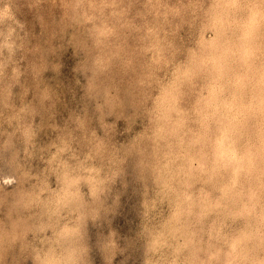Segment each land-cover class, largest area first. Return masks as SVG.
Listing matches in <instances>:
<instances>
[{
    "label": "rangeland",
    "instance_id": "374dc122",
    "mask_svg": "<svg viewBox=\"0 0 264 264\" xmlns=\"http://www.w3.org/2000/svg\"><path fill=\"white\" fill-rule=\"evenodd\" d=\"M0 264H264V0H0Z\"/></svg>",
    "mask_w": 264,
    "mask_h": 264
},
{
    "label": "bare ground",
    "instance_id": "6f19581e",
    "mask_svg": "<svg viewBox=\"0 0 264 264\" xmlns=\"http://www.w3.org/2000/svg\"><path fill=\"white\" fill-rule=\"evenodd\" d=\"M225 4V3H224ZM235 5V4H234ZM225 6V5H224ZM242 6V5H241ZM247 6V5H246ZM233 7V6H232ZM233 15V14H232ZM257 16V15H256ZM212 17V16H211ZM252 21V20H251ZM214 25V24H213ZM250 29V28H249ZM253 29V28H252ZM251 29V30H252ZM254 30V29H253ZM248 31V30H247ZM258 34H259V32H258ZM216 39V38H215ZM245 39V38H244ZM246 41H247V39H246ZM249 42V41H248ZM251 42V41H250ZM223 46H225V44L223 45ZM240 48H241V46H240ZM224 49V48H223ZM228 50H229V48H228ZM220 51H221V49H220ZM223 53V52H222ZM227 57V56H226ZM248 58V57H247ZM171 65V64H170ZM223 66V65H222ZM241 67V66H240ZM170 68H172V67H170ZM229 68V67H228ZM232 71V70H231ZM234 71H235V69H234ZM237 71V70H236ZM180 74V73H179ZM236 74V73H235ZM234 76H236V75H234ZM175 79V78H174ZM234 79V78H233ZM224 80V79H223ZM230 80V79H229ZM238 80V79H237ZM177 81V80H176ZM229 82V81H228ZM233 85V84H232ZM235 87V86H234ZM232 88V87H231ZM254 88H256V87H254ZM228 89V88H227ZM226 89V90H227ZM252 90V89H251ZM208 91V90H207ZM261 93V92H260ZM217 94V93H216ZM257 94V93H256ZM241 95H239V97H240ZM259 96V95H258ZM242 97V96H241ZM235 98V97H234ZM239 99V98H238ZM238 105V104H237ZM240 107V106H239ZM238 108V107H237ZM247 108V107H246ZM238 111V110H237ZM231 116V115H230ZM226 117V116H225ZM228 117V116H227ZM246 117V116H245ZM223 119V118H222ZM224 120V119H223ZM241 121V120H240ZM218 123V122H217ZM233 123V122H232ZM220 125V124H219ZM233 127V126H232ZM222 128H223V126H222ZM235 128V127H234ZM240 128V127H239ZM238 128V129H239ZM245 132V131H244ZM241 133V132H240ZM240 136V135H239ZM247 137V136H246ZM224 138V137H223ZM243 141V140H242ZM219 143V142H218ZM232 144V143H231ZM224 146V145H223ZM231 147H233V146H231ZM230 148V147H229ZM248 148V147H247ZM244 149V148H243ZM229 151V150H228ZM232 152V151H231ZM248 153V152H247ZM217 154V153H216ZM222 155V154H221ZM236 155V154H235ZM237 156V155H236ZM220 158V157H219ZM238 159V158H237ZM241 160V159H240ZM225 162H226V160H225ZM228 162V161H227ZM261 162V161H260ZM223 167V166H222ZM257 167V166H256ZM232 177V176H231ZM246 183V182H245ZM239 192V191H238ZM184 204V203H183ZM181 205V204H180ZM220 206V205H219ZM181 210V209H180ZM186 211V210H185ZM219 212V211H218ZM176 213V212H175ZM227 213V212H226ZM182 215V214H181ZM180 218V217H179ZM239 219V218H238ZM245 227V226H244ZM249 227V226H248ZM169 230V229H168ZM242 231V230H241ZM246 231H248V230H246ZM251 231V230H250ZM158 236V235H157ZM258 246V245H257Z\"/></svg>",
    "mask_w": 264,
    "mask_h": 264
}]
</instances>
